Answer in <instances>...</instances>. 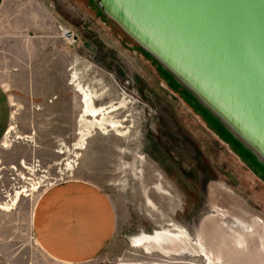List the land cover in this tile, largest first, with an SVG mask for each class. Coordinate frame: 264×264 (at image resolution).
<instances>
[{"label": "rangeland", "instance_id": "obj_1", "mask_svg": "<svg viewBox=\"0 0 264 264\" xmlns=\"http://www.w3.org/2000/svg\"><path fill=\"white\" fill-rule=\"evenodd\" d=\"M10 5L0 32V84L14 116L0 143V264H68L39 247L33 215L47 191L72 182L99 189L115 213L105 251L78 264H209L174 249L147 254L134 241L184 232L220 256L215 246L241 230L233 222L241 216L263 240L247 264H264V168L193 95L95 0ZM78 83L95 94L97 107L125 100L110 115L127 120L124 136L80 123ZM231 255L246 264L235 248Z\"/></svg>", "mask_w": 264, "mask_h": 264}, {"label": "water", "instance_id": "obj_2", "mask_svg": "<svg viewBox=\"0 0 264 264\" xmlns=\"http://www.w3.org/2000/svg\"><path fill=\"white\" fill-rule=\"evenodd\" d=\"M264 168V0H95Z\"/></svg>", "mask_w": 264, "mask_h": 264}, {"label": "crops", "instance_id": "obj_3", "mask_svg": "<svg viewBox=\"0 0 264 264\" xmlns=\"http://www.w3.org/2000/svg\"><path fill=\"white\" fill-rule=\"evenodd\" d=\"M11 3L12 0H0V32L6 28ZM13 118L9 94L0 84V143L13 127ZM114 230L115 213L108 197L85 182L52 188L34 210L35 241L59 262L78 264L99 256L109 245Z\"/></svg>", "mask_w": 264, "mask_h": 264}, {"label": "bare ground", "instance_id": "obj_4", "mask_svg": "<svg viewBox=\"0 0 264 264\" xmlns=\"http://www.w3.org/2000/svg\"><path fill=\"white\" fill-rule=\"evenodd\" d=\"M72 78H73L72 81L74 85V83L77 82L78 76L74 74ZM77 88L78 89L76 92L80 95L81 104H82V112H81L82 114H81L80 123H83V125H85L86 127L90 129L98 128V129L106 130L108 128H111V130L116 132L118 136H124L125 134L121 135L122 130H129L124 127V123L127 122V120H124V121L114 120L111 118L110 115L115 112H119L120 110L125 108L126 107L125 100H122L119 104L111 103L107 106L97 107L95 105L97 98L94 96L95 94H93V92L90 91V89L83 88L79 83L77 84ZM13 130H14V127H11L7 134H10ZM0 209H2L1 206H0ZM221 216L227 219L229 214L226 212H223L221 213ZM241 217L234 218L233 222L236 221V224L238 223V225L236 224L235 225L239 226L241 230L233 231L234 232V235L232 237L233 239L232 240L229 239V241H224V246L220 248H217L215 246V248L221 252V255L219 254L220 256H217L214 253H212V249L209 248V245L204 243L202 240L195 242L191 239L190 235H188L187 233L178 232V231L157 232L154 236L142 235L141 237H138L135 239L134 241L135 247L145 250L147 254H152V253L157 252L162 255H169L173 253L174 251L175 252L177 251V253L174 255L179 256V255L189 254L192 257L199 256L201 258H204V260L209 264H234L236 263L235 262L236 260L234 259V257L235 256L238 257V253H236L235 256L231 255L233 248H235L237 251H239V255H242L241 257L244 258L247 264V263H250L248 262V260L251 261L252 259L250 258L251 255L256 254V253L259 254L261 252L263 240L260 234H256L252 231V226L249 223L248 218L244 219ZM215 224L219 225L218 222ZM223 239L224 238H222V240ZM214 242L217 246L220 245L219 241L215 240ZM228 244H230V246ZM228 247L229 249L227 251ZM173 249L174 251H172ZM238 264H240V261Z\"/></svg>", "mask_w": 264, "mask_h": 264}, {"label": "trees", "instance_id": "obj_5", "mask_svg": "<svg viewBox=\"0 0 264 264\" xmlns=\"http://www.w3.org/2000/svg\"><path fill=\"white\" fill-rule=\"evenodd\" d=\"M243 150H244V152H245L246 155L252 157L255 160V158L249 152H247L245 149H243Z\"/></svg>", "mask_w": 264, "mask_h": 264}, {"label": "built area", "instance_id": "obj_6", "mask_svg": "<svg viewBox=\"0 0 264 264\" xmlns=\"http://www.w3.org/2000/svg\"><path fill=\"white\" fill-rule=\"evenodd\" d=\"M67 37H71L70 33L69 32H66L65 34Z\"/></svg>", "mask_w": 264, "mask_h": 264}]
</instances>
